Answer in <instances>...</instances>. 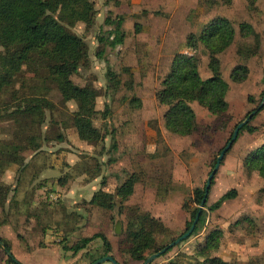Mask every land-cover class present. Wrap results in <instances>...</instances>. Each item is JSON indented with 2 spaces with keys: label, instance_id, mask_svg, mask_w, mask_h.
<instances>
[{
  "label": "rangeland",
  "instance_id": "rangeland-1",
  "mask_svg": "<svg viewBox=\"0 0 264 264\" xmlns=\"http://www.w3.org/2000/svg\"><path fill=\"white\" fill-rule=\"evenodd\" d=\"M91 1L94 25L86 30L79 23L68 30L84 40L88 56L72 81L98 92V112L88 123L107 136L102 144L77 141L75 126L79 120L74 113L78 101L61 96L52 83L45 85L53 111L46 113L43 125L27 127L36 154L26 159L23 171L14 164H0V185L10 188L0 208V238L9 244L20 264H90L105 254L102 241L93 239L78 252L73 247L98 233L106 237L111 247L109 256L119 264H138L127 253L129 207L147 212L168 230L154 234L156 244L143 251L145 256L178 238L189 221L183 205L196 207L189 202L193 190L205 185L235 126L261 104L264 96V0H254L251 8L245 0ZM117 17L123 18L124 41L111 49L99 39H106L112 29L104 24L105 19ZM216 17L229 20L235 31L232 44L217 54L222 78L229 87L228 109L212 116L191 103L198 124L196 132L183 137L172 135L164 128L166 107L158 104L155 92L174 56L193 54L186 47L188 35L198 36L201 26ZM135 24L140 26L138 33ZM242 24L250 29L246 37L240 31ZM99 52L102 58L97 57ZM195 56L199 75L205 79L210 75L209 49L200 44ZM238 65L248 68L247 78L241 83L230 78ZM108 69L115 73L118 86L108 81ZM0 102V107L10 104L5 96ZM249 124L257 131L240 133L225 154L209 190L207 207L231 189L236 190V198L215 212L204 208L207 217L202 230L150 264H197L204 261V256L229 264H264V178L256 173L248 175L243 168L245 156L264 143V109ZM16 130L12 121L1 122L0 139L12 140ZM58 135H64L65 141H57ZM26 143L23 141L25 147L32 146ZM25 153L32 154L30 150ZM109 159L114 161L108 163ZM60 162L61 166L53 168ZM41 163L43 168L36 173ZM96 165L101 168L98 178L93 179ZM131 174L138 181L127 204H119L116 198L110 211L89 204L101 182L114 193ZM50 195L57 199L50 200ZM215 230L222 233L219 247L204 251L203 256L200 249ZM6 257L0 247V264H9Z\"/></svg>",
  "mask_w": 264,
  "mask_h": 264
},
{
  "label": "trees",
  "instance_id": "trees-1",
  "mask_svg": "<svg viewBox=\"0 0 264 264\" xmlns=\"http://www.w3.org/2000/svg\"><path fill=\"white\" fill-rule=\"evenodd\" d=\"M107 1L109 0H105ZM245 1L248 8L253 7L254 0ZM93 2L91 0H0V97L5 96L10 100L8 106L0 107V124L10 120L17 125L12 140L0 139V164H14L18 166L19 171H23L27 167L26 159L36 154L35 145L31 142L33 136L28 137L27 127L43 125L46 113L53 111L52 103L46 98L48 91L45 85L48 83L54 84L61 96H70L78 101L77 110L74 113V117L79 120L75 126V139L81 144L89 142L102 144L105 141L107 135L88 123V119L98 112L95 108L98 92L93 87L80 86L72 81V77L86 65L88 56L84 40L74 33H69L68 30L73 29L79 23L83 24L86 30L94 25ZM122 23V17H117L115 20L105 19L104 24L112 26V29L106 39H99L100 43L106 44L111 49L122 45L124 41ZM134 29L135 33H138L140 26L135 24ZM249 30L247 24L240 25V31L244 37L249 34ZM234 35L235 31L229 20L222 17L213 18L201 26L198 36L189 34L186 38V47L193 54L178 53L174 56L168 74L155 92L158 104L166 107L163 114V125L170 134L183 137L196 132L198 124L196 115L190 106L191 103L198 104L212 116H219L227 111L226 95L229 87L222 78L217 54L232 44ZM200 44L206 45L209 49L210 75L205 79L199 75V61L195 56ZM97 57L102 58V53H97ZM247 74L248 68L238 65L232 71L230 78L235 83H241L246 80ZM106 76L108 81H112L115 86L120 84L115 73L109 69ZM258 107L259 105L252 110L255 111L253 118L264 109V106ZM249 123L239 131L238 135L243 131L248 134L257 131V127ZM56 140L64 142L65 137L58 135ZM23 141L28 142L26 145L32 146L25 147ZM115 147L113 144L111 150H116ZM27 150H30L32 154H26ZM113 161L109 159L107 162ZM58 164L62 165L61 162ZM41 165L42 163L37 165L36 173L42 170ZM97 168L93 179L98 178L100 165ZM243 168L248 175L256 173L264 178V143L245 156ZM137 181V176L131 174L115 189L114 193L99 189L92 194L89 204L100 209L113 210L116 198L122 205L129 200L134 193ZM213 181L214 178L211 185ZM63 183V181L60 182L62 187H64ZM103 184L104 182H101V186ZM40 187L37 186V188ZM204 188L205 185L202 188H195L192 192L189 202L195 204L196 207L191 208L187 206V203L183 205L189 213V221L185 223L183 233L190 228L195 219L204 197ZM9 192V187L0 185V208L4 207ZM236 196V190L231 189L208 207L207 196L191 236L199 233L204 227L207 217L204 208L207 207L209 212H215L225 202L234 200ZM126 211L127 253L133 262L143 264L148 256L159 252L177 239L171 240L169 244L145 256L143 251L156 244L154 234L167 233L168 230L160 220L154 219L147 212L133 207L127 208ZM243 219L249 222L247 217ZM221 236V231H212L207 236L205 246L200 249V253L204 256V251L218 249ZM93 239L102 241L106 246V252L102 257L108 256L111 252L110 244L106 237L99 233L83 239L79 245L73 247V251L78 252ZM0 243L4 245L2 249L7 256L6 262L19 264L11 254L9 244L1 238ZM9 253L11 255H8ZM204 257V261L197 264H229L222 263L217 258L210 260L207 256Z\"/></svg>",
  "mask_w": 264,
  "mask_h": 264
},
{
  "label": "water",
  "instance_id": "water-1",
  "mask_svg": "<svg viewBox=\"0 0 264 264\" xmlns=\"http://www.w3.org/2000/svg\"><path fill=\"white\" fill-rule=\"evenodd\" d=\"M263 106H264V96H263L262 102L258 108H262ZM254 115H255V111H252L250 114L247 115V117L243 121H241L240 123H238L236 125V127L233 130V133L231 135V138L229 139V141L227 142L225 147L220 151L218 157L216 158V164H215L214 168L212 169V171L210 172V174L208 175L206 183H205L204 197L201 201L199 210H198V212L195 216V219H194L193 223L191 224L190 228L185 233H183L180 237H178L175 241L170 243L167 247H165L164 249L160 250L157 253H153L150 256H148L143 264H150L156 258H158L162 254H164L168 249L177 246L178 244H180L184 240L188 239L192 235V233H193V231H194V229L198 223V220H199V217L201 214V210H202L203 205L206 201V197L208 196L209 189L211 187V182H212V180H213V178H214V176H215V174H216V172L220 166V163L223 161L225 154L231 149L233 143L236 141L238 134H239V131L251 121V119L253 118ZM0 246L4 247V245L2 243H0ZM8 255H11V254L9 253ZM105 262H108L110 264H119L112 256H109V255L101 257V258L95 260L94 262H92L90 264H103Z\"/></svg>",
  "mask_w": 264,
  "mask_h": 264
},
{
  "label": "crops",
  "instance_id": "crops-1",
  "mask_svg": "<svg viewBox=\"0 0 264 264\" xmlns=\"http://www.w3.org/2000/svg\"><path fill=\"white\" fill-rule=\"evenodd\" d=\"M0 103H2V102H0ZM96 147H97V145H96ZM58 167H59V164L53 166V168H58ZM51 168H52V167H51ZM120 185H121V184H120ZM118 186H119V185H118ZM118 186H117V187H118ZM117 187H116V188H117ZM210 188H211V187H210ZM99 189H102V190L105 191V192L113 193L112 191L107 190V189L105 188V185H103V186L100 185V188H99ZM99 189H98V190H99ZM135 189H136V185H135V187H134V192H135ZM225 193H226V192H225ZM208 194H209V193H208ZM133 195H134V193H133ZM133 195H132V196H133ZM132 196H131V197H132ZM131 197H130V198H131ZM130 198H129V199H130ZM219 198H220V197H219ZM219 198H218V199H219ZM218 199H217V200H218ZM128 201H129V200H128ZM128 201H127V202H128ZM127 202H125V203L127 204ZM161 222H162V221H161ZM162 224H163V223H162ZM109 255H110V254H109ZM6 258H7V257H6ZM5 261H6V260H5ZM135 263H138V262H135ZM34 264H35V263H34ZM138 264H140V263H138Z\"/></svg>",
  "mask_w": 264,
  "mask_h": 264
},
{
  "label": "built area",
  "instance_id": "built-area-1",
  "mask_svg": "<svg viewBox=\"0 0 264 264\" xmlns=\"http://www.w3.org/2000/svg\"><path fill=\"white\" fill-rule=\"evenodd\" d=\"M51 197H50V200H56L57 199V196H53V195H50Z\"/></svg>",
  "mask_w": 264,
  "mask_h": 264
},
{
  "label": "flooded vegetation",
  "instance_id": "flooded-vegetation-1",
  "mask_svg": "<svg viewBox=\"0 0 264 264\" xmlns=\"http://www.w3.org/2000/svg\"><path fill=\"white\" fill-rule=\"evenodd\" d=\"M2 248V247H1ZM19 263V262H18ZM20 264V263H19Z\"/></svg>",
  "mask_w": 264,
  "mask_h": 264
}]
</instances>
